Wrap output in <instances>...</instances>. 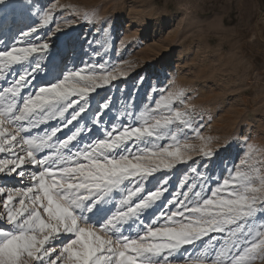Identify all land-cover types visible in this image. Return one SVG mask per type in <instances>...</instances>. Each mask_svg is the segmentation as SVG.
I'll list each match as a JSON object with an SVG mask.
<instances>
[{"label": "snow or ice", "instance_id": "1", "mask_svg": "<svg viewBox=\"0 0 264 264\" xmlns=\"http://www.w3.org/2000/svg\"><path fill=\"white\" fill-rule=\"evenodd\" d=\"M2 3L4 0H0ZM36 16L40 25H48L52 20L51 10L38 11ZM38 30L31 27L21 31L0 47V79L7 81V86L0 90V152L12 154L11 159H0V173L8 171L23 177L25 165L41 169L31 175L30 187L11 190L4 201L10 228L0 230V264H166L173 254L213 233L227 234L224 245L214 258L207 248L190 255L188 259L193 264H206L209 259L212 264L264 261V223H255L264 216V176L233 172L226 164L227 175L214 182L210 195L205 193L203 183L199 191L195 185H189L183 200L168 199L165 210L147 226L141 219L167 191L163 185L146 191L149 178L188 160L178 142L159 147L156 141L164 139L176 121L190 128L189 113L175 111L150 119L148 112L137 117L135 111L126 110L121 112L120 122L110 129L104 128L103 138L80 145L78 137L86 128L81 124L66 138L54 142L57 133L83 119L90 108L88 97L98 88L109 86L118 76L105 65H84L67 69L60 78L35 87L37 73L45 71L43 58L50 48L48 42H34ZM126 75L119 73L120 78ZM8 76L12 77L10 81ZM29 88L32 91H27ZM181 95L177 93L175 98ZM172 100L171 95L162 96L156 101V110L164 107L171 112ZM108 107L101 106L94 124L99 126L103 109ZM69 109L70 117L65 115ZM125 116L141 123H124ZM57 118L59 126L50 131L45 129L27 138L20 135ZM5 124L15 125V135L3 130ZM91 131L87 128L89 134ZM176 136L172 132L174 141ZM18 142H22L25 155L16 154ZM45 149L50 154L38 159L37 154ZM200 151L204 157L214 156L203 145ZM200 179L203 181L204 177L201 175ZM208 182L213 183L211 177ZM126 184L131 186L125 187ZM116 193L120 194L118 201L113 199ZM16 198L19 204L9 206ZM172 205L176 210L169 214L167 209ZM103 206H110L108 212L99 221L94 220ZM40 208L47 220L42 218ZM137 221L135 235H125L126 228ZM57 242L62 245L59 255L50 247Z\"/></svg>", "mask_w": 264, "mask_h": 264}, {"label": "rangeland", "instance_id": "2", "mask_svg": "<svg viewBox=\"0 0 264 264\" xmlns=\"http://www.w3.org/2000/svg\"><path fill=\"white\" fill-rule=\"evenodd\" d=\"M41 10L52 12L48 25H40L36 12ZM31 27L39 28L34 42L50 43L48 55L43 58L45 71L37 73L35 87L60 78L67 69H80L84 65H105L118 76L109 86L98 88L88 97L90 108L83 119L57 133L54 142L66 138L81 124L86 128L78 137L80 145L103 138L104 128L110 129L120 122L118 118L126 110L135 111L137 117L148 112L150 119L163 118L175 111L190 114V128L176 121L168 135L156 141L159 147L178 142L188 160L172 169L157 171L149 178L146 191L161 185L167 191L141 217L145 226L165 210L168 199L183 200L189 185H195L199 191L203 183L205 193L210 195L214 182L227 175L226 164L233 172L248 171L264 176V0H4L0 4V37L3 38L0 47ZM120 72L127 75L120 78ZM11 78L8 76L9 81ZM4 86L7 81L0 79V90ZM177 93H182L178 99ZM169 95L173 97L171 112L164 107L156 110V101ZM103 104L109 107L103 109L97 126L93 120ZM71 112L69 109L65 115L70 117ZM123 122L134 126L141 123L127 116ZM59 124L57 118L20 135L25 138L38 135ZM3 130L15 135V125L5 124ZM172 132L177 133L175 141ZM185 144L192 147L185 149L182 147ZM202 145L214 156L204 157L200 151ZM22 147V142H18L17 155L26 154ZM49 154L50 150L45 149L37 158ZM11 158V153L0 152V159ZM22 170L23 177L8 171L0 173V189L4 190L0 192V230L10 228L4 207L9 192L30 187L31 175L41 169L29 164ZM208 177L213 183L209 184ZM11 194L15 197L14 191ZM113 199L118 201L120 194L116 193ZM12 204L18 205L19 198L9 206ZM109 207H101L93 219H102ZM167 210L171 214L176 207L172 205ZM39 211L47 220L43 208ZM255 223H264V216ZM138 225L139 221L130 224L125 235L129 232L135 235ZM226 238V233L210 234L173 254L166 264H193L188 257L205 248L214 258ZM61 246L59 242L50 245L56 249V255ZM206 264H212V260ZM254 264L264 261L258 259Z\"/></svg>", "mask_w": 264, "mask_h": 264}, {"label": "bare ground", "instance_id": "3", "mask_svg": "<svg viewBox=\"0 0 264 264\" xmlns=\"http://www.w3.org/2000/svg\"><path fill=\"white\" fill-rule=\"evenodd\" d=\"M165 18H168V17H165ZM164 19V18H163ZM164 20H166V19H164Z\"/></svg>", "mask_w": 264, "mask_h": 264}]
</instances>
